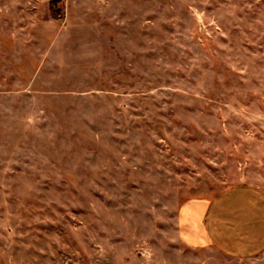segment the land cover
Masks as SVG:
<instances>
[{
	"label": "rangeland",
	"instance_id": "1",
	"mask_svg": "<svg viewBox=\"0 0 264 264\" xmlns=\"http://www.w3.org/2000/svg\"><path fill=\"white\" fill-rule=\"evenodd\" d=\"M264 192V0H0V264H264L177 212Z\"/></svg>",
	"mask_w": 264,
	"mask_h": 264
},
{
	"label": "crops",
	"instance_id": "2",
	"mask_svg": "<svg viewBox=\"0 0 264 264\" xmlns=\"http://www.w3.org/2000/svg\"><path fill=\"white\" fill-rule=\"evenodd\" d=\"M177 214L179 236L188 249H211L238 261L264 254L261 190L233 187L214 200H188Z\"/></svg>",
	"mask_w": 264,
	"mask_h": 264
}]
</instances>
